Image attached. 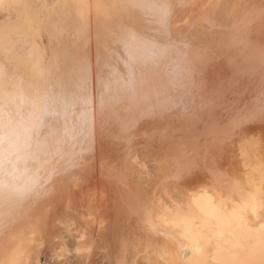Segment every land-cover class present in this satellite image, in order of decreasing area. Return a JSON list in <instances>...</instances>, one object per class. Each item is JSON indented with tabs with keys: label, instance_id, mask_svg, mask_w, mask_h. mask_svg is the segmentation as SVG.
<instances>
[{
	"label": "bare ground",
	"instance_id": "6f19581e",
	"mask_svg": "<svg viewBox=\"0 0 264 264\" xmlns=\"http://www.w3.org/2000/svg\"><path fill=\"white\" fill-rule=\"evenodd\" d=\"M260 10H264V0H0V264H264V134L260 131L240 130L232 141L235 142L230 164L221 157L223 161L213 174L209 172L212 174L209 182L187 180L196 159L190 155L176 159L175 153L182 147L175 152V145L174 151L164 146L167 151L159 152V146L158 152L146 153L148 148L144 150L143 143L144 148L139 146L144 152L127 155L133 141L127 138L126 155L121 158L122 151H119L122 161L119 160L117 167L111 164L116 167L115 171L112 169L113 174L122 188L113 190L122 192L116 199L108 194L116 200L114 204L105 194L106 190L101 189L96 199H91L93 195L80 207L71 198L66 200L64 207L61 204V211L59 208L62 216H55L59 213L58 201L53 199V202V195L47 194L52 189L50 186L61 179L58 174L63 172L60 170L64 165L63 152L69 163L71 160L67 158L74 155L73 163L81 165L76 161L77 154L93 149V142L98 143L95 130L99 129L95 128L102 123L95 126L93 105L98 106L96 103L103 95L116 91L115 83H130L134 79L132 67L144 66L151 58L163 55L166 73L164 78L161 75L163 79L157 78L159 82L172 83L177 79L173 83H183L185 78L180 80L179 76L183 78L189 73V80L194 74H190L194 70L190 72L192 63L188 61L196 59L193 63L198 62L195 68L198 70L199 55L204 54L203 61L215 55L213 51L217 48L214 50L213 46L214 55L210 52L211 56L206 57L208 50L204 53L208 47L205 42L211 41L215 47L210 37L229 30L228 34L232 30L236 33V27L250 33L252 21L256 22L264 14ZM92 18H100L106 28L95 31L100 39L95 59L89 47ZM112 21L114 25H110ZM244 21L252 23L248 26ZM241 23L248 30L245 25L239 27ZM244 32L235 39L250 37L251 34L247 36ZM244 42L243 45H250ZM67 45L69 48L62 54ZM187 45L200 47L203 52L196 50L198 54H195L191 46H188L190 51L186 49ZM216 46L221 51V46ZM238 48H231L236 51H232L235 56ZM184 50L195 56L187 55ZM188 56L197 58L189 60ZM231 56L228 58L234 60V53ZM261 56L263 60L264 55ZM208 59V64L213 62L212 58ZM238 59L240 62L244 59L238 56L237 62L234 61L239 67ZM204 63L203 66H208ZM93 70L98 73L99 93L88 83ZM161 88L163 92L169 90L166 86ZM158 89L149 94L160 95L162 91ZM95 95L97 99L101 96L96 99L98 102H94ZM128 118L122 120L127 122ZM117 119L111 118V122L114 120L116 124L121 117ZM130 120L128 123L134 121ZM128 130V133L133 131ZM137 133L139 136L141 132ZM165 135L160 137L167 141L173 138ZM141 138L146 143V138ZM71 142L74 152L65 146ZM148 142L151 143L150 138ZM79 144L86 149L83 146L80 149ZM83 153L86 154L82 152L81 159L85 156ZM93 160L97 163L98 159ZM183 160L190 167L182 164L181 167ZM68 166H63L67 167V173L73 169ZM201 168L197 171L201 172ZM207 169L203 170L208 173L210 169ZM67 173L64 168L62 175H66L62 179ZM75 176L71 175L76 185L79 178ZM54 188L52 192L57 191ZM42 199L46 204H42ZM47 200L51 201L47 203Z\"/></svg>",
	"mask_w": 264,
	"mask_h": 264
},
{
	"label": "rangeland",
	"instance_id": "374dc122",
	"mask_svg": "<svg viewBox=\"0 0 264 264\" xmlns=\"http://www.w3.org/2000/svg\"><path fill=\"white\" fill-rule=\"evenodd\" d=\"M260 11L262 12V10H260ZM91 12H92V10H91ZM263 12H264V10H263ZM263 12L261 14H263ZM90 15L93 17L92 14H90ZM257 18L258 19H256V22H254L255 19L252 21L253 23L250 22V23L254 24V26L251 25V27L253 26L252 31L250 30L251 28L249 27L250 28L249 30L251 31L250 33H249V31H246L245 29H243L244 31H246V33H248L247 36H249L251 34L250 37L247 38L248 40L243 39L244 36L242 37V39L244 41L246 40L247 41L246 43H248L250 45H243V44H245V42L241 39L240 40L243 42L238 41L239 40L238 38L241 37L243 35L242 32H244L242 29L238 30L239 29L238 27L234 28L236 33L234 32V30H232L234 35L237 34L238 31L240 32L235 36L233 35L232 31L230 34H228L230 31L229 30L228 33L227 32L226 33L220 32V34H219L216 32L217 34L215 37L214 36L210 37V40L215 42V47H214V43L211 44V41L205 42L206 45H208V47L205 46L206 47L205 49L201 47L202 49H204V51H205L204 53H206L207 52L206 50H208V53H206V54L209 56L205 55L206 57H210L211 54H213V52L215 53V55L213 54L214 56L212 55L213 57H210V59L212 58L211 61H213L210 64H208V62H207L208 58H206V61L202 60L204 58V54L202 53L203 51L199 49L200 47L198 48L196 46L190 45L191 49L194 48L192 50V52L195 53L196 50H198V51H201V53L203 55V56H200V55L198 56V59H199V57H201V59H200L201 64L199 63L200 69H198V70L195 69L198 65V62H196L197 65L193 63L196 60L195 58H197V56L195 58L191 57L193 60L195 59L194 61H191V62L188 61L189 64L192 63V66H191L192 68L190 66H188V64L185 60L187 67H190V69H189L190 72H191V69L194 70L190 73V74H193V72H194L193 75H190L191 77L193 76V78L191 79V77H189L190 78L189 80H194V79L195 80L191 81L190 83H187L189 81L187 78V76H189V73H187L188 75H186L185 69H183V71L185 70L183 73L186 76H183L184 74L182 73L183 78L181 76H179L178 78L180 80L185 78L184 81L187 80L186 83L183 80H182L183 83H180V81H176L175 83H173L177 79H175L172 83H164L163 82L164 80L163 81L161 80V82H163V83H160L159 80H160V78L161 79L164 78L165 73H166V68L163 65V62H164L163 55H157L154 58H151L150 62L144 66H142V64H140L136 68L132 67V69L134 71V74H133L134 79L133 80L131 79L130 83H126V82L115 83L116 91L103 95L102 99H104V100L100 99V101H99L100 103L97 100L101 96H99L97 99L96 95H95V99H94L95 101L94 102L97 101L98 103H96V104L97 105L99 104L98 106H95V104L93 105L94 107H96V109H93V111H94L93 116H94V118L95 117L99 118L98 119L99 121L96 120V118L94 119V121H96L95 123H97V125L95 124V126L97 127L100 123H102V124L99 125L101 128L100 127L95 128L97 130L99 129L97 132L95 130V133H96L95 141H96V139H99V140H97L98 143L97 144L95 142L92 143L93 149L88 148V146H91V145H89V143H87L88 144L87 148L92 150L93 152H95V154L93 155V152H91L88 149L84 150V151H80L81 153L82 152L86 153V154L83 153L85 155L84 158L86 159V161H84V163H83V161L81 162V160L84 159L83 156H82V159L79 156L82 154L80 152L77 154L78 157H77L76 161H79V163H81V165H80L76 162H75L76 164L73 163V161H74L73 160L74 159L73 153L71 154V156L73 155L72 158H70L69 155H67L66 151H65V154H66L65 156L69 157L67 159L71 160L72 165L74 164V166H72V165H70L71 163H69L66 160V157H64V152H63V154H62L63 157H61V158H63V164H64L63 166L69 165L68 168L71 169L70 168V166H71V167H73V169H71L70 172L68 171L69 173H67V167H63V166L61 167L62 163H60L61 169L60 168L59 169L64 172V168H65L66 173L68 174L66 177L67 179L66 178L62 179L63 178L62 176L65 177V175H66V174L62 175L63 172L58 174L59 177L61 175V179L59 178V182H60V180H62L63 182L61 181V183H59V182H56V183H58L61 186L60 187L58 186L59 187L58 190H57L58 184H56V185L52 184V187L50 186V188H52L51 190H53V188L56 186V188H54V190L56 189L57 191H54V192H59V193L55 194V196H54V192H52L51 190H48V189L47 190L50 192H47V190H46L48 195L54 196V198H53V196H51L52 199L49 196L52 201H53V199L55 202L58 201V205H57L58 211H59V208L61 211L62 205L64 207L66 200L71 201V199H72V201L80 207V206L86 204V202L88 201V199L91 196L94 195V198L91 197V199H96L97 194L100 195V192H98V191L99 190L101 191V189L102 190L104 189L103 191H105V190L108 191V192L105 191L106 195H108V194L112 195L113 194L114 199H116L118 193L119 192L122 193L121 192L122 188L119 187L120 184L118 182H116L115 173L113 174V170L115 171L116 170L115 168L118 165L117 163L122 161V159L120 160V158L118 157V156H120L119 151H122V154L120 156L122 158V157H124V155H126V152H127L126 149L128 150V148H129V150L132 149L133 151L128 150L127 155H129V153L134 155L138 151L144 152L143 149H141V148H144V146H145L144 150L146 148H148L145 150L146 153H148V151L152 152V150H154L153 152H158L160 147H161V149L159 150V152H162L164 149H165L164 152H166L167 150L171 151V150H173V148H174V150L175 149L178 150L179 147L180 148L182 147V149H180V151H179L180 154H181V152L184 154L186 149H187V153H185V155L182 154L181 156H179L178 155L179 152H177L175 150V152H177V154L175 153V156L179 157V158L177 157L176 159L180 160V157H181V159L183 157L186 158V155H190L192 158L196 159L195 165L193 164L194 166L191 168V169L194 168V170L189 173L191 176H190V179H187V180L188 181L190 180V183L192 181H195V179L196 180L199 179V180L204 181V182H209V181H211V176L213 174V171H215L217 166L219 165V163L221 161H223V158L227 159V161L230 164L229 157H230V154L234 150V142H235V141L234 142H232V141H233L234 137L240 132V130H242V129L248 130L249 132L260 131L261 135H263L264 134V58L262 60L261 55H264V52L261 50H264V14L259 15ZM244 22H247V21H244ZM250 23L247 22L248 26H250L249 25ZM110 25H114V22L113 21L110 22ZM234 25L237 26L236 23H234ZM238 25H239V27H241L240 25L246 26L245 23H244V25L242 23L238 24ZM105 29L102 26V22H101L100 18L98 20L97 19L93 20V18H92V21H91V38H90V46L89 47H90L91 56L94 59L96 58L97 47H98V43L100 40L99 35L96 34L95 31L97 32V31H101V30H105ZM246 29L248 30L247 26H246ZM241 30H242V32H241ZM212 33L215 34V31H213ZM240 34H241V36H239ZM230 35H232V36H230ZM236 36H239L238 38H236L237 40L235 39ZM247 36L245 35V37H247ZM211 38H213V39H211ZM208 40H209V38H208ZM240 42L243 44H241V46L240 45L237 46V43L240 44ZM205 43L203 42V45ZM216 43L219 44V46H221V51H218V48H220V47H217ZM209 44H210V46H209ZM200 45L202 46V44H200ZM232 45H234V46H232ZM188 46L189 45L186 46V49ZM230 46H231V48H235V50L237 49V47H239L237 50L238 56H239L240 60H242V58L244 59V61H241V62L238 59L239 67H238L237 63L234 62V61L237 62L236 58L238 57V56H235L236 51L234 49H232V51H235V52H233L235 58H234V60H232V58H231L232 57L231 55H233V53L231 51V48H229ZM189 47H188V49L190 51ZM195 47L197 49H195ZM211 47L214 48V50H215V48H217L216 50L218 51V53L216 50L213 51L211 49ZM68 48L69 47L67 45L66 48L63 49L62 54H65L64 51H66ZM207 48H210L211 50L207 49ZM222 50H224V51L230 50V52L228 51L229 53L227 54V51H226V53H224ZM189 51L184 50L183 52H187V55L188 54H190V55L194 54L192 52L189 53ZM211 51H213V52H211ZM210 52H211V54H210ZM260 52H262L263 54H260ZM160 53H162V52H160ZM222 53H224L223 57L225 56L224 61L222 59L223 58ZM195 54H198V52ZM195 54L193 56H195ZM226 54L228 55V57H229V55L231 56L230 58L232 60V64H231V62L229 63L230 58L226 57ZM217 55L218 56L221 55L219 57V59L217 58L218 57ZM185 58H187V57H185ZM188 58H190V56H188ZM191 58L189 60H191ZM225 58H228V59L226 60ZM210 59H208V61H210ZM216 59H217V63L215 62ZM258 59H260V61H258ZM204 60H205V58H204ZM203 62H205L206 65H208V66H205V65L203 66ZM227 63L231 64V66L228 65ZM233 63L236 64L235 65L236 68L234 66H232ZM193 64L195 67L193 66ZM240 65H242L243 69L241 68ZM185 67L186 66L184 65V68ZM187 67H186V69H188ZM201 67H203V68H201ZM237 67H238V69H237ZM199 70L203 71L202 72L203 74L202 73L200 74ZM195 71H197L199 73V75H201L200 76L201 80H199L200 77L198 76L197 73L196 74L199 78L196 79L197 76L195 75ZM90 74H91V77H89V78H91V79L89 80V78H88V80H89L88 83L90 84L89 86L92 90L94 89V91H96V92L98 91V93H99L101 90L100 89L98 90V88L96 86L98 73L96 70H93V72H90ZM161 75L163 76V78L161 77ZM194 76H196V77L194 78ZM157 78H159V80ZM196 80H199V82ZM155 81L156 82L158 81L159 83L158 82L157 83H150V82H155ZM81 84H83V83H81ZM162 86L163 87L166 86V88L169 89L168 91L171 93H169L166 88H164V89H166L167 92H163L164 90L161 88ZM95 88H97V90H95ZM154 88H155V90L157 88H159L158 91L159 90L162 91L160 93V95H159V93H157V94L153 93V95H155V98H157V100L154 98L153 95H150V94H152L151 91H155ZM149 91H150V94H149ZM159 96H161V97H159ZM153 99H155V100H153ZM101 100H102V102H101ZM102 103H104V104H102ZM100 104H101V106H100ZM90 106H92V104ZM95 114H96V116H95ZM124 115H126L125 117H127V118H128V116L130 117L127 119V122H126V120H122L123 118H125ZM109 116H110V118H109ZM120 117H121V119L119 122L121 123V120H122L126 124L121 123V125H120L119 122L115 121V123L117 125H119V127H120L119 128V127L115 126L116 124H113L114 123L113 121L116 120L117 118H118L117 120H119ZM111 118L114 119L112 122H111ZM129 119L134 120V121L129 122L130 123L129 124L128 123ZM107 120H109V121L107 123H105ZM122 124H125V125L122 126ZM129 128H131V130H133L130 133H128V131H130V130H128ZM125 129H126V132H124ZM137 129L139 130L137 132L142 133V132L146 131L147 133L146 134L142 133L143 135L141 133H139V136L137 135L138 134L137 132H135L136 135L133 134V132L136 131ZM163 129H165V130L163 131ZM165 131L167 134H169L168 138H170V137H173V138L168 139V141L166 140V138L164 139L163 137H165V136L167 137V135H165L166 133L165 134L163 133ZM155 132H158L159 134L158 133L155 134ZM97 133L99 136L97 135ZM131 133L133 134L134 138L137 139L136 140L137 142L135 141V139L133 138L132 135L130 136ZM160 133H163V135L162 134L160 135ZM127 134H129L128 137H127ZM144 134L146 135V137L144 136ZM155 135H157V136L159 135L158 137L160 139ZM137 136L139 137L140 143L138 141ZM140 136L146 138V143L143 142L144 139L141 138ZM160 136H163L162 137L163 139ZM181 136H183V137H181ZM67 137L70 138L69 135ZM67 137H66V139H67ZM131 137L133 139H131ZM147 137H149L151 140V143L148 142L149 144L147 143V141H149V138L147 139ZM69 138L67 140H69ZM127 138L130 139V141L133 140V141H131V146L129 145L128 148H127V146H128L129 140H127ZM155 138H157L156 142H153V141H155L154 140ZM221 138H223V139H221ZM158 139H159V141H158ZM181 139H182V142H181ZM170 140L172 142L174 141V143H172ZM162 141H166L167 143H170V146H169V144L163 145L161 143ZM135 142H136V144H135ZM166 142H163V143L167 144ZM175 142H177V143H175ZM71 143L72 144H69V145H67V143H66L65 146H67V148L70 147L69 150L73 151L74 145H73V142H71ZM132 143H133V145H132ZM143 143H144V146H143ZM158 143H160L162 145H159ZM178 143H179V145L176 146V144H178ZM180 143L182 144V146L180 145ZM80 144H81V142H80ZM80 144L78 146L80 147V149H83L85 147V146H83L84 144L82 143L83 145H81V146H83V148L80 146ZM126 144H127V146H124ZM137 144H138V146L141 144L142 145V146L140 145L141 148H140V146L138 147ZM94 146H96V148ZM122 146L124 147L125 151H124ZM136 146H137L138 150H137V148L135 149ZM154 146H156V147H154ZM164 146H166V148H168V149L166 150V148H164ZM172 146H174V147L172 148ZM121 147L123 150H119V149H121ZM169 147H170V149H169ZM67 148H66V150H67ZM94 148L96 149V151L97 150L98 151L96 152ZM155 148H158L157 151ZM85 149H86V147H85ZM115 149L118 150L117 151L118 154H117V152H115L116 151ZM149 149H151V150H149ZM184 149H185V151H184ZM86 151L87 152L89 151V153H87ZM67 152L70 154L69 151H67ZM221 152H223V153H221ZM115 153H116V156H115ZM96 154H97V158H96ZM221 157H223V158H221ZM93 159H95V160L98 159V160H96L98 165ZM111 159H112V161H111ZM114 159H116L117 161H115ZM126 161H127V159H126ZM64 162H66V163H64ZM177 163L179 164V162H177ZM111 164H113V166H116V167H113ZM181 164L183 166L185 165L186 167H188V166L190 167V165H188L187 163H186L187 165L185 164L184 160L181 161L180 165ZM75 165H76V167L79 165L77 167L78 170L75 167ZM95 165H96V167H95ZM180 165H179V167H180ZM182 165H181V167H182ZM201 165H202V168H201ZM200 168H201V172H198L197 170H200ZM204 168L207 169V171L210 169V171H208V173L212 171L211 172L212 174L209 173V175L207 176L206 174H208V173L203 170ZM74 169H76V170H74ZM72 173L74 174V176L76 175L75 177L79 178L76 185L73 183L74 180L71 177V175L73 176ZM95 173H96V175H98L97 179L95 177L96 176ZM78 174H79V176H78ZM99 175H100V177H99ZM113 176H114L115 180H114ZM54 177H56V179L58 178V176L56 174ZM192 177H194V178H192ZM202 177L204 180L201 179ZM207 177L210 179H208ZM68 178H70L71 181ZM81 178H83V180ZM119 178H121V176ZM56 179H54V180L56 181ZM98 179H99V181H98ZM52 180H53V178H52ZM57 181H58V179H57ZM71 182H72V184H71ZM115 183L116 184L118 183V185H116ZM113 184H115V185H113ZM77 185H79V186H77ZM103 185L107 186V188L109 187V190L105 186L103 187ZM112 185H113V187H115V186H118V187L113 188ZM209 186L211 187V185H209ZM209 186H208V188L210 189ZM119 188L121 190H119L118 193H116L117 191H115V192L113 191V190H116ZM115 194H116V196H114ZM111 195H108L109 197L108 196L107 197L110 198L109 199L110 202L113 201V202H111V204L112 203L114 204V202L116 200L112 199ZM49 197L47 196V199H49ZM51 200H47V203ZM45 201H46V195H45ZM42 202H43L42 204H46V202L44 203V200ZM40 205H41V203H40ZM42 206H44V205H42ZM60 211L55 216H62V213ZM71 227H74V225L72 224Z\"/></svg>",
	"mask_w": 264,
	"mask_h": 264
}]
</instances>
